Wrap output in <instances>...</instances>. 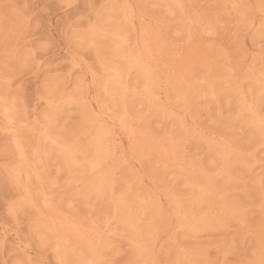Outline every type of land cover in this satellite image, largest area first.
Here are the masks:
<instances>
[{"label":"rangeland","instance_id":"374dc122","mask_svg":"<svg viewBox=\"0 0 264 264\" xmlns=\"http://www.w3.org/2000/svg\"><path fill=\"white\" fill-rule=\"evenodd\" d=\"M0 264H264V0H0Z\"/></svg>","mask_w":264,"mask_h":264}]
</instances>
